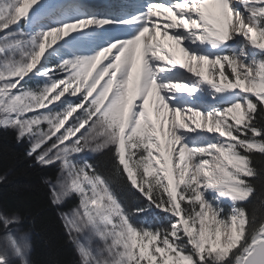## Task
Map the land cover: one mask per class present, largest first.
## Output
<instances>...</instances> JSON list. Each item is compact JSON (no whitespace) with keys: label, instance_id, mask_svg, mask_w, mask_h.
Masks as SVG:
<instances>
[{"label":"rangeland","instance_id":"rangeland-1","mask_svg":"<svg viewBox=\"0 0 264 264\" xmlns=\"http://www.w3.org/2000/svg\"><path fill=\"white\" fill-rule=\"evenodd\" d=\"M17 9V0H0V128L14 129L39 164L55 166L57 176L49 180L55 205L62 206L74 197L79 200L78 205L61 214L81 264H195V255L213 263L227 258L240 246L247 226L245 215L233 207L247 202L253 193L250 188L241 191L247 185L246 159L236 152L231 136L252 109L249 97L264 105V17L255 19L256 34L263 40L254 44L261 50L258 61L251 59L257 76L247 81L232 56L223 55L213 69L217 68L215 74L220 73V80L228 81L233 90L216 85L225 92L222 100L230 105L221 109L227 163L219 180L223 190L212 191L205 201L191 179L175 177L170 166L161 170L155 165L159 148L146 134L130 126L134 114L127 117L121 110L108 111L106 97L97 98L92 91L84 95L86 79L73 72L62 52L51 50L52 44L43 35L36 37V30L19 39ZM205 9L210 16L202 15L204 21L216 28L210 26L212 37L222 40L218 28H226L227 23L222 22V12L207 6ZM200 43L206 49L221 51L220 46ZM63 51L73 54L70 49ZM249 81L252 89L244 93L243 84ZM241 92V99L235 100ZM218 99L214 96L212 101ZM92 115L96 120H90ZM97 123L102 134L93 145L90 135ZM135 138L141 144H134ZM114 141L120 143L122 159L134 183L149 189L151 184L156 185L167 197L168 206L159 209L165 223L143 230L134 227L102 180L90 172L89 158ZM135 151L139 157L133 154ZM235 185L242 188H233ZM263 230L253 243L261 238ZM225 233L229 235L224 237ZM17 238L18 244L14 239L1 241L0 264H28L27 238Z\"/></svg>","mask_w":264,"mask_h":264},{"label":"bare ground","instance_id":"bare-ground-1","mask_svg":"<svg viewBox=\"0 0 264 264\" xmlns=\"http://www.w3.org/2000/svg\"><path fill=\"white\" fill-rule=\"evenodd\" d=\"M71 1L17 0L19 39L28 36L31 30L37 31L36 37L43 35L46 42L52 44L51 50L62 52L73 72L86 79L82 93L92 91L97 98L106 97L104 106L108 111L121 110L127 117L134 114L130 126L146 134L159 147L157 152L167 159L172 154L169 127L173 123L182 143L178 170L173 166L170 169L183 180L191 179L192 186H198L205 195L223 190L219 180L227 163L228 146L221 109L230 105L222 100L225 92L216 85H229L228 81L220 80V73L215 74L217 68L213 69L217 60L229 54L237 59L234 65L244 71L247 81L257 76L250 51H254V44L263 42L256 34L255 19L264 17V0H236L232 5L228 0H196V5L169 0L171 4L162 13V23L157 24V37L151 41H148L150 22L138 18L127 21L91 8L81 18L69 19L66 13L56 23H47L45 18L52 17L62 4ZM205 6L217 13L224 8V18H228L226 28L218 30L232 53L209 50L199 43L200 38L210 37L198 31L205 26L202 17L208 15ZM97 38L102 41L95 46L93 42ZM137 38L143 45L136 53ZM63 49H70L73 54ZM154 65L159 66V76L154 75ZM250 82L243 84L244 93L250 90ZM179 83L183 84L187 95L179 90ZM214 96L219 99L212 101ZM237 96L235 100L243 96V92ZM192 148H200L199 153ZM200 160H206L202 169L197 165ZM227 235L229 233L224 237Z\"/></svg>","mask_w":264,"mask_h":264},{"label":"trees","instance_id":"trees-1","mask_svg":"<svg viewBox=\"0 0 264 264\" xmlns=\"http://www.w3.org/2000/svg\"><path fill=\"white\" fill-rule=\"evenodd\" d=\"M251 99L252 109L244 124L231 136L236 152L246 159L245 179L253 190L247 202L233 207L247 220L243 240L222 262L202 261L195 255V264H238L264 227V105ZM90 120L96 119L92 115ZM101 134L97 123L90 135L93 145L98 143L96 138ZM137 144L140 143L137 141ZM137 152L133 154L139 157ZM89 165L90 172L104 181L134 227L143 230L151 225L156 227L158 221L165 223L159 209L168 206L167 197L156 185L151 184L152 189L133 185L124 169L118 141L102 147L89 158ZM56 176L55 166L39 164L14 129L0 128V243L14 239L18 244L19 235L27 238L28 264H81L61 214L78 205L79 200L74 197L62 206L55 205L49 180L53 181ZM148 209L155 210L158 219ZM8 245L12 247L11 241Z\"/></svg>","mask_w":264,"mask_h":264},{"label":"water","instance_id":"water-1","mask_svg":"<svg viewBox=\"0 0 264 264\" xmlns=\"http://www.w3.org/2000/svg\"><path fill=\"white\" fill-rule=\"evenodd\" d=\"M240 264H264V230Z\"/></svg>","mask_w":264,"mask_h":264}]
</instances>
